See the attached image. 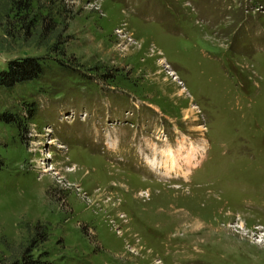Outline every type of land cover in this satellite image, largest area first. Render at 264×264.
I'll use <instances>...</instances> for the list:
<instances>
[{"label":"rangeland","instance_id":"1","mask_svg":"<svg viewBox=\"0 0 264 264\" xmlns=\"http://www.w3.org/2000/svg\"><path fill=\"white\" fill-rule=\"evenodd\" d=\"M27 57L0 264H264V0H0V69Z\"/></svg>","mask_w":264,"mask_h":264},{"label":"trees","instance_id":"2","mask_svg":"<svg viewBox=\"0 0 264 264\" xmlns=\"http://www.w3.org/2000/svg\"><path fill=\"white\" fill-rule=\"evenodd\" d=\"M42 72H43V67L37 58L27 57V58L13 60L8 63L7 68L0 69V86L12 87L16 83L37 78L42 74ZM37 226L34 227V230L37 229ZM46 233H47L46 228H44L43 231H41V234L38 232V234H40V236L42 237V241L47 239ZM34 247L35 246H33V248ZM29 252L30 251H27L25 254L28 255ZM29 261L31 264L40 263L39 260H28L27 262L29 263Z\"/></svg>","mask_w":264,"mask_h":264},{"label":"bare ground","instance_id":"3","mask_svg":"<svg viewBox=\"0 0 264 264\" xmlns=\"http://www.w3.org/2000/svg\"><path fill=\"white\" fill-rule=\"evenodd\" d=\"M170 153H171V152H170ZM170 153H168V155L171 157V154H170ZM153 164H154V160H153V161H151V166H153V167H154V165H155V164H154V165H153Z\"/></svg>","mask_w":264,"mask_h":264}]
</instances>
